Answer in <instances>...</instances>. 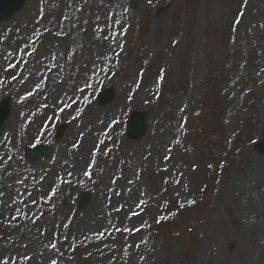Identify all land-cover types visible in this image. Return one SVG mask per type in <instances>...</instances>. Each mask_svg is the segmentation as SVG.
Returning a JSON list of instances; mask_svg holds the SVG:
<instances>
[{
    "label": "rangeland",
    "instance_id": "rangeland-1",
    "mask_svg": "<svg viewBox=\"0 0 264 264\" xmlns=\"http://www.w3.org/2000/svg\"><path fill=\"white\" fill-rule=\"evenodd\" d=\"M0 81V264H264V0H28L0 24ZM30 99L75 119L57 195L56 157L23 158Z\"/></svg>",
    "mask_w": 264,
    "mask_h": 264
},
{
    "label": "bare ground",
    "instance_id": "bare-ground-1",
    "mask_svg": "<svg viewBox=\"0 0 264 264\" xmlns=\"http://www.w3.org/2000/svg\"><path fill=\"white\" fill-rule=\"evenodd\" d=\"M46 4V3H45ZM76 95L75 91L73 90L72 96ZM38 117H43V121H49L51 118V112L50 111H46V112H37V118ZM38 122V121H37ZM71 133V130H70ZM67 134V133H66ZM88 142L82 146V148L80 149L81 154L85 155L87 154V146H88ZM77 169V168H76Z\"/></svg>",
    "mask_w": 264,
    "mask_h": 264
},
{
    "label": "snow or ice",
    "instance_id": "snow-or-ice-1",
    "mask_svg": "<svg viewBox=\"0 0 264 264\" xmlns=\"http://www.w3.org/2000/svg\"><path fill=\"white\" fill-rule=\"evenodd\" d=\"M29 55H31V53H29ZM13 67H15V65H13ZM9 69H5V71H8ZM0 83H3V81H0ZM86 175H87V173H86ZM54 194V193H53ZM49 199H51V195L49 196ZM46 202V201H45ZM190 204H191V202H190ZM14 219H15V217H13ZM37 219H38V217H37ZM161 219H163V218H161ZM33 222H35V221H33ZM160 221H158V223H159ZM138 231H139V229H138ZM5 264H6V262H5Z\"/></svg>",
    "mask_w": 264,
    "mask_h": 264
},
{
    "label": "water",
    "instance_id": "water-1",
    "mask_svg": "<svg viewBox=\"0 0 264 264\" xmlns=\"http://www.w3.org/2000/svg\"><path fill=\"white\" fill-rule=\"evenodd\" d=\"M262 145H264V143H262ZM261 150H262V152H264V147H262V149H261Z\"/></svg>",
    "mask_w": 264,
    "mask_h": 264
}]
</instances>
